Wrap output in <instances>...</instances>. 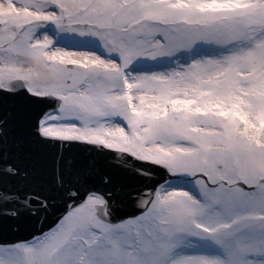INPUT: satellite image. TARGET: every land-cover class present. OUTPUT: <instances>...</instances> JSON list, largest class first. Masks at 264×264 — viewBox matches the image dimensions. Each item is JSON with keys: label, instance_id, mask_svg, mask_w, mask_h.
<instances>
[{"label": "rangeland", "instance_id": "374dc122", "mask_svg": "<svg viewBox=\"0 0 264 264\" xmlns=\"http://www.w3.org/2000/svg\"><path fill=\"white\" fill-rule=\"evenodd\" d=\"M29 1L35 4L41 0ZM64 1L72 8L70 13L64 12V18L60 10V17L56 15V19L61 20L54 29L60 36L59 40L97 44L98 52L80 51L77 48L79 43H73L68 45L69 49L57 47L47 53L42 44H56L48 37L41 43L30 45L24 41L16 57L9 56L10 64L23 63L26 73L33 75V80L28 77L33 92L55 93L79 103L75 107L62 108L59 116L44 118L42 133L99 142L110 148L165 162L162 155L149 152L151 149L136 150L148 145L158 153L163 150L168 153L170 158L166 161L174 162L171 168L190 178L204 173L214 182L221 175V164L223 170L230 172L223 177L226 183L238 180L252 187L264 179V146L253 143L260 136L264 137L262 129L259 132L254 129L264 123V0ZM39 4L44 5V1ZM49 7L36 6V11L45 12ZM240 8H246L248 12L242 14ZM256 9L260 13L252 18ZM30 34L26 30L11 31L8 36ZM59 44L64 43L60 41ZM241 45L242 50L239 49ZM186 54L193 59L188 66L181 64ZM48 58L62 65H83L81 69L89 75L69 77L64 73L65 76H61L56 84L58 78H53V81L49 74L57 66L40 65V61ZM169 61L177 63L179 69L133 72L132 113L138 111V116L129 117L131 112L126 109L119 84L123 68L130 63L142 68ZM4 66V63L0 65V79L5 78L1 69ZM36 66L39 67L38 73L41 72L39 75L34 70ZM68 79L71 80L70 86L66 83ZM60 83H66V86L58 93L54 92ZM235 85L236 93L256 92L258 97L245 95L240 102L232 101ZM180 93L182 105L194 113L199 111L205 115L192 119H182L183 116L175 124L176 128L180 127L177 130L174 127L176 118L169 114L168 109L173 100H178ZM188 111L185 110L184 114ZM238 113L248 121L247 133L243 136L233 129L239 126L237 121L232 122ZM159 114L162 117L158 119ZM118 119L132 124L130 130L133 132L136 125L135 137L128 135L127 128L115 123ZM192 124V127L197 124L217 133L209 131L200 136L196 140V155L183 167L185 163L181 164L178 155L172 151L174 147L182 149L176 145L175 137H187V129ZM202 191L205 198L201 202L192 200L185 191L184 194L171 193V198L167 194L158 205L159 210L174 222L177 219V223L170 225L165 219L156 218L154 225L160 233H156L154 225L151 228L148 225L142 228L144 224L138 226V221L118 226L97 223L93 210L101 199L90 196L42 239L12 250L16 252L19 264H199L181 256L173 258L176 254L169 247V236L180 232L189 237L198 234V227L202 225L213 228L226 225L231 219L243 221L264 215V186L251 192L236 187ZM253 224L261 226L264 222ZM251 244L257 249L244 259L243 255L251 248H243L234 237L227 246L229 256L224 262L215 264H264V250H261L264 249V232L256 233Z\"/></svg>", "mask_w": 264, "mask_h": 264}, {"label": "water", "instance_id": "95a60500", "mask_svg": "<svg viewBox=\"0 0 264 264\" xmlns=\"http://www.w3.org/2000/svg\"><path fill=\"white\" fill-rule=\"evenodd\" d=\"M26 95L0 101V244L47 231L89 193L104 198L96 213L110 224L147 209L167 178L162 168L98 146L39 137L37 121L54 105Z\"/></svg>", "mask_w": 264, "mask_h": 264}, {"label": "snow or ice", "instance_id": "6c2138e0", "mask_svg": "<svg viewBox=\"0 0 264 264\" xmlns=\"http://www.w3.org/2000/svg\"><path fill=\"white\" fill-rule=\"evenodd\" d=\"M0 264H19L16 252L11 248L0 249Z\"/></svg>", "mask_w": 264, "mask_h": 264}, {"label": "bare ground", "instance_id": "6f19581e", "mask_svg": "<svg viewBox=\"0 0 264 264\" xmlns=\"http://www.w3.org/2000/svg\"><path fill=\"white\" fill-rule=\"evenodd\" d=\"M192 63H193V61L190 64H192ZM131 95H132V93H131ZM247 126H248V123H247Z\"/></svg>", "mask_w": 264, "mask_h": 264}]
</instances>
